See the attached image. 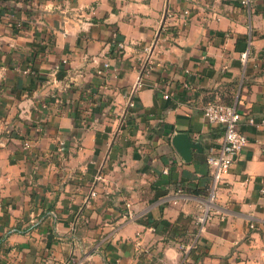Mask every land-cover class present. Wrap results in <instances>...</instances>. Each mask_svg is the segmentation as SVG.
Here are the masks:
<instances>
[{"label": "crops", "instance_id": "0c3cea01", "mask_svg": "<svg viewBox=\"0 0 264 264\" xmlns=\"http://www.w3.org/2000/svg\"><path fill=\"white\" fill-rule=\"evenodd\" d=\"M0 66V264H264V0H0ZM211 101L247 144L186 253Z\"/></svg>", "mask_w": 264, "mask_h": 264}, {"label": "built area", "instance_id": "2783aa9c", "mask_svg": "<svg viewBox=\"0 0 264 264\" xmlns=\"http://www.w3.org/2000/svg\"><path fill=\"white\" fill-rule=\"evenodd\" d=\"M257 0H237V3L251 11L253 4ZM183 15L188 14V11H184ZM173 14H167L166 17L171 18ZM15 27L20 29L22 27L21 23L16 22ZM163 29L172 34L173 30L169 26L163 27ZM44 46L43 54L46 55L49 51L50 43L45 41L42 43ZM147 50V49H146ZM66 60L62 61L65 64ZM149 64V62H147ZM59 69V66L56 67ZM110 69V64L104 63L101 69L98 70L97 74L99 76L104 75ZM7 68L5 66H0V82L6 77ZM25 74L28 71H24ZM141 85L140 79L136 82L135 86L128 95L127 108H134V95L138 91ZM166 98V96H165ZM202 115L209 125L220 127L222 136L219 143L214 147L211 146L208 149L206 155V164L210 168V175L213 181L212 189L208 195L207 201L199 209L194 219V224L196 227V232L193 235V239L184 246L181 245L180 248L184 252L192 250L196 246L197 237L205 229L211 215L212 204L215 198L214 189L216 185L220 182L221 178L227 174L229 167L237 160L239 154L247 144V138L244 133L240 130L241 115L237 111L234 105H228L220 101H211L204 105L202 109ZM253 225H251L252 227Z\"/></svg>", "mask_w": 264, "mask_h": 264}, {"label": "water", "instance_id": "95a60500", "mask_svg": "<svg viewBox=\"0 0 264 264\" xmlns=\"http://www.w3.org/2000/svg\"><path fill=\"white\" fill-rule=\"evenodd\" d=\"M173 143L182 154L183 158L186 159L190 156V150L196 147V143L191 141L189 137L183 133H178L173 137Z\"/></svg>", "mask_w": 264, "mask_h": 264}, {"label": "trees", "instance_id": "16d2710c", "mask_svg": "<svg viewBox=\"0 0 264 264\" xmlns=\"http://www.w3.org/2000/svg\"><path fill=\"white\" fill-rule=\"evenodd\" d=\"M225 104L231 105V103H230V102H228V103H225Z\"/></svg>", "mask_w": 264, "mask_h": 264}, {"label": "rangeland", "instance_id": "374dc122", "mask_svg": "<svg viewBox=\"0 0 264 264\" xmlns=\"http://www.w3.org/2000/svg\"><path fill=\"white\" fill-rule=\"evenodd\" d=\"M20 29H22V27Z\"/></svg>", "mask_w": 264, "mask_h": 264}]
</instances>
